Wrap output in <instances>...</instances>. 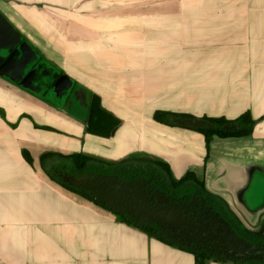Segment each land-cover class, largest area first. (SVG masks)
Here are the masks:
<instances>
[{
    "label": "crops",
    "instance_id": "crops-1",
    "mask_svg": "<svg viewBox=\"0 0 264 264\" xmlns=\"http://www.w3.org/2000/svg\"><path fill=\"white\" fill-rule=\"evenodd\" d=\"M0 13L73 81L59 103L0 77V264H196L194 249L60 185L57 170L75 169L65 157L77 154L160 161L175 181L192 171L244 230L263 233L254 183L264 178V0H0ZM63 40L94 43L59 51ZM91 94L120 121L109 137L85 130ZM156 110L196 119L249 111L255 125L207 148L203 134L156 121Z\"/></svg>",
    "mask_w": 264,
    "mask_h": 264
},
{
    "label": "water",
    "instance_id": "water-1",
    "mask_svg": "<svg viewBox=\"0 0 264 264\" xmlns=\"http://www.w3.org/2000/svg\"><path fill=\"white\" fill-rule=\"evenodd\" d=\"M0 76L14 85H17L23 90H26L35 95L43 96L49 100L57 99L59 103L66 100L73 89V81L65 74L59 73L54 67H52L45 59L41 58L39 54L34 51L32 46L22 40L19 32L1 15L0 13ZM89 108V100H88ZM192 126H200L203 124L201 119H194L188 122ZM100 175L95 173L83 172L75 175L63 176V179L70 186L82 187V182L99 183L98 179ZM114 177H117L115 175ZM143 182H146L143 179ZM139 181L128 182L121 181L123 186L130 188L132 185H138ZM121 184L117 185L116 189L111 186L106 190L102 188L98 193L99 197H92L96 203L106 207H110L112 203L121 204ZM94 187L90 190L94 191ZM114 192V193H113ZM153 204L161 205V212L155 213L156 216L152 217L148 212L147 222L153 224L157 230L160 231V235H163L166 239H169L173 243L175 241L174 235H180L182 232V226L184 222L182 219H186L181 216L180 213L175 211L164 210L167 203V196L164 192H159L153 186L148 185V197ZM198 197H193L192 201L187 203L189 208L207 222L209 225L210 239L209 242L215 240L212 245L219 249H225L230 251L231 255L235 253L241 254L232 257L225 255L224 258L235 261H261V257H249V253H264V243L259 245L250 242L247 238L239 236L232 228L230 223L221 216L218 211H215L212 206H206V201L203 197L200 200L203 201V205L196 206L195 202ZM168 209V208H167ZM139 213V212H138ZM116 214V213H115ZM144 214V212L140 213ZM140 225V223L138 222ZM218 241V243H216ZM178 244V243H177ZM248 254V255H247ZM246 256V258H242ZM219 257V256H216Z\"/></svg>",
    "mask_w": 264,
    "mask_h": 264
},
{
    "label": "trees",
    "instance_id": "trees-1",
    "mask_svg": "<svg viewBox=\"0 0 264 264\" xmlns=\"http://www.w3.org/2000/svg\"><path fill=\"white\" fill-rule=\"evenodd\" d=\"M153 118L167 125H178L191 130H195L203 134L206 147H209V143L214 136L217 137H241L251 134L255 125V120L251 117L249 111H245L233 119L226 117H202L203 124L200 126H192L188 122L196 119L194 116L185 113H176L171 111L156 110L153 114ZM119 119L110 112L104 110L100 103V98L91 94L89 98L88 115L86 119L85 130L89 133L100 135L103 137L111 136L119 125ZM66 159H70L74 168L78 170H90L91 168H104L109 171H119L129 174H141L147 173L162 178L164 183L168 187L177 189L179 188L183 193H199L210 199L216 206L219 212L224 213L226 218H229L239 233L248 238L260 239L262 234H253L244 230L237 220L231 215L226 205L219 198L211 195L204 189L203 182L197 179L196 175L192 171L186 172V174L178 180H173L170 176L169 167L166 163L151 160L143 157H132L117 163H103L93 160L83 155H70L66 156ZM53 178V176L51 177ZM59 184L63 187L74 191V189L59 181ZM119 220L126 221L127 223L134 224L130 220L116 214ZM142 228V227H141ZM145 229V228H143ZM163 240H168L163 236L156 234ZM169 241V240H168ZM194 257L196 264H205V261L211 257L207 253L194 251ZM215 258H219L216 257ZM221 259V258H220ZM241 262V261H236ZM263 261L252 262L251 264H260Z\"/></svg>",
    "mask_w": 264,
    "mask_h": 264
},
{
    "label": "flooded vegetation",
    "instance_id": "flooded-vegetation-1",
    "mask_svg": "<svg viewBox=\"0 0 264 264\" xmlns=\"http://www.w3.org/2000/svg\"><path fill=\"white\" fill-rule=\"evenodd\" d=\"M21 38L22 40L26 41L25 39H23L22 36ZM32 48L34 49V51L37 52V50L33 46ZM0 77L3 78L2 76ZM57 172H58L57 174L59 175V181L65 184L67 183L63 179V176L75 175L76 177L78 174H81L83 172L86 173L93 172L96 175H100L101 177L98 179L99 183L86 182L85 184L84 182H82V187L71 186L74 189V191L87 198H90L93 201H95V199H93L92 197H96V195L99 194L98 192L102 188L108 190L110 189L111 186H114V188L116 189L117 185H120L121 181L124 180L128 182L139 181V183H137L138 185H132L130 186V188H127L123 186V184H121L122 187L121 188L122 197L120 201L121 204H118L117 202L112 203L110 207H108V209H110L112 212L116 213L117 215L125 217L126 219L135 223L137 226L146 228L154 232L155 234L160 235V231L157 230V228L153 224L147 222L148 220V216L146 215L147 212L151 214L152 217L156 216L154 212L156 213L161 212V205L155 203L151 204L152 202L147 198L148 185H151L155 189H158L160 193L164 192L165 195L167 196V203L165 205V208H163L165 211L166 210H168V212L175 211L176 213H180L181 216H184L186 218L181 220L182 222H184V225L182 226V232L180 233V235H174L175 241H177L178 244L192 248L195 251L207 253L208 255L211 256L224 257L225 255H228L235 257L239 255L241 257V254L235 253L234 255H231L230 251L225 249H219L215 245L213 246L212 243L215 240L209 242L210 239H208L210 238V234H208L209 225L207 224V222H205L200 217H198L192 208H189L187 206V203L192 201L193 197H198V200L194 201L197 207L203 205V201L200 200V198L203 197L206 201V206H212L215 211L219 212V210L216 209L215 204L204 195H201L199 193H183V191H181L179 188L177 189L170 188L167 186L166 183H164L161 177L147 174L145 172L141 174H129L124 172L122 173L119 171H109L104 168H91L90 170L87 169L78 170L76 168L72 169V168H67L65 166H60ZM115 175H117V177H114ZM143 179H145L146 182H143ZM93 187L95 188L94 191L90 190ZM98 196L101 197V195ZM142 212H144V214H140ZM221 216H223V218L230 223L232 228L239 236H243L239 233L238 229L235 227V225L232 223V221L229 218H226L222 214ZM138 222L140 223V225L138 224ZM243 237L247 238L250 242L259 245V249H260V245L264 243V233L262 234L259 240L254 238H248L246 236ZM216 243H218V241ZM249 257H261L262 259L261 261L264 262V253H256V254L249 253ZM242 258L244 259L246 258V256L245 257L242 256ZM256 261L257 260H251L246 262L252 263Z\"/></svg>",
    "mask_w": 264,
    "mask_h": 264
},
{
    "label": "rangeland",
    "instance_id": "rangeland-1",
    "mask_svg": "<svg viewBox=\"0 0 264 264\" xmlns=\"http://www.w3.org/2000/svg\"><path fill=\"white\" fill-rule=\"evenodd\" d=\"M32 43H34L35 47H37L38 49H40L41 51H46V47H48L49 49H54L55 47V42H51V41H42V40H31ZM103 41H97L98 44H102ZM93 41H80V45H78L77 43H75V41H59V51H73V50H81L80 48H90L93 47L92 45L89 44H93ZM118 43V41L116 42ZM115 44L114 42H112V45ZM46 46V47H45ZM115 48H121V46L119 45H115ZM55 50V49H54ZM100 51H104L103 49ZM115 51H119V50H115ZM254 187L256 188V194L257 195H262L263 196V192H264V178L259 177L256 182L254 183Z\"/></svg>",
    "mask_w": 264,
    "mask_h": 264
},
{
    "label": "built area",
    "instance_id": "built-area-1",
    "mask_svg": "<svg viewBox=\"0 0 264 264\" xmlns=\"http://www.w3.org/2000/svg\"><path fill=\"white\" fill-rule=\"evenodd\" d=\"M260 264H264V263H260Z\"/></svg>",
    "mask_w": 264,
    "mask_h": 264
}]
</instances>
